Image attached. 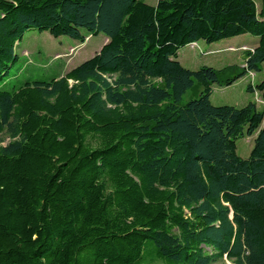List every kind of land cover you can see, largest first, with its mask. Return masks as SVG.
<instances>
[{"label":"trees","instance_id":"1","mask_svg":"<svg viewBox=\"0 0 264 264\" xmlns=\"http://www.w3.org/2000/svg\"><path fill=\"white\" fill-rule=\"evenodd\" d=\"M32 28L107 41L7 88ZM246 33L258 41L243 66L176 59ZM262 62L254 0H0V264H264V107L210 101ZM255 89L264 102V79ZM254 132L241 158L236 140Z\"/></svg>","mask_w":264,"mask_h":264},{"label":"rangeland","instance_id":"2","mask_svg":"<svg viewBox=\"0 0 264 264\" xmlns=\"http://www.w3.org/2000/svg\"><path fill=\"white\" fill-rule=\"evenodd\" d=\"M258 10L264 8V0H254ZM154 6L157 0H145ZM105 35H89L84 42L75 40L67 35L52 36L48 31L37 29L27 30L15 45V53L18 61L10 68V76L7 88L18 86L19 83L29 81H48L54 77L63 75L72 67L92 57L104 44ZM258 37L251 34H241L218 42L207 43L199 40L194 44H187L177 52V60L184 68L196 70L206 65L214 69H222L228 65H244L242 46L248 48L257 44ZM253 73V75L251 74ZM231 77V76H229ZM264 79V62L258 70L247 71L236 79L231 85L217 84L212 86L210 101L213 105H231L242 107L249 102H254L259 110L263 109L261 93L248 91L247 85H257ZM200 88L187 90L182 98L187 102L196 98ZM264 120L261 124L263 126ZM256 132L244 135L236 140V153L241 158H247L254 144ZM8 138H3L0 144H5ZM153 264H162L154 262ZM214 264H232L226 258L216 261Z\"/></svg>","mask_w":264,"mask_h":264},{"label":"crops","instance_id":"3","mask_svg":"<svg viewBox=\"0 0 264 264\" xmlns=\"http://www.w3.org/2000/svg\"><path fill=\"white\" fill-rule=\"evenodd\" d=\"M106 41H107V38L105 37V38H104V43H105ZM243 47H246V46H243Z\"/></svg>","mask_w":264,"mask_h":264},{"label":"bare ground","instance_id":"4","mask_svg":"<svg viewBox=\"0 0 264 264\" xmlns=\"http://www.w3.org/2000/svg\"><path fill=\"white\" fill-rule=\"evenodd\" d=\"M192 45V44H191Z\"/></svg>","mask_w":264,"mask_h":264}]
</instances>
